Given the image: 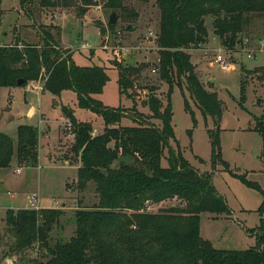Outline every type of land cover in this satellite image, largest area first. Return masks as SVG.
<instances>
[{"label":"trees","instance_id":"16d2710c","mask_svg":"<svg viewBox=\"0 0 264 264\" xmlns=\"http://www.w3.org/2000/svg\"><path fill=\"white\" fill-rule=\"evenodd\" d=\"M20 1L32 19L27 6L34 0ZM38 1L42 7L62 6L58 0ZM77 1L85 7L98 6L96 0ZM100 1L105 9L123 19L138 16L123 0ZM154 4L159 20L154 38L158 61L153 70L168 86L166 103L157 97L154 87L141 85L142 64H118L120 94L133 103L130 116L122 108H107L95 98L109 80L106 70L95 64L76 66L69 50L63 49L47 30L53 28L59 36L57 27L40 25L39 45L17 39L0 46V90L17 86L19 79L24 80L19 87L45 79V92L59 97L71 91L79 109L90 111L103 121L102 133L93 136L90 122H79L72 110L62 109L72 123L71 152L80 163L76 191L83 192L93 182L98 197L94 206L75 211V229L68 241L51 243L48 239L62 215L60 210L6 211L5 227L15 239L12 251L39 247L40 258L30 264H264V234L255 247L239 251L215 249L200 236V214L229 215L230 210L213 186L212 174L201 173L183 158L172 127L171 108L174 87L181 89L177 78L183 79L201 113L210 116L215 124L218 122L222 107L217 95L204 89L186 51L205 44L207 16L213 19V33L223 49H233L240 42L245 20L252 15L264 16V0H154ZM114 26L108 24L109 28ZM240 89L243 94V87ZM142 100L149 116L136 110L135 104ZM184 108L193 115L185 98ZM124 118L134 125L122 126ZM250 131L264 141L263 124ZM210 139L212 169L220 164L229 171L221 157L218 129ZM13 158L19 167L37 166L36 127L19 125L14 139L0 130V170L8 168ZM237 177L260 193L258 212L263 214L264 192L245 176ZM173 199L179 202L178 206L157 213L147 211L150 204Z\"/></svg>","mask_w":264,"mask_h":264},{"label":"rangeland","instance_id":"374dc122","mask_svg":"<svg viewBox=\"0 0 264 264\" xmlns=\"http://www.w3.org/2000/svg\"><path fill=\"white\" fill-rule=\"evenodd\" d=\"M58 1L62 6L55 8L42 7L38 0L32 1L27 6L32 14L30 19L20 0H1L0 46L10 45L17 39L39 45L42 43L37 33L39 26L57 27L59 36L53 28L48 27L47 30L63 49L70 51V58L76 66L86 67L93 63L106 70L109 80L102 93L95 96L105 107L122 108L125 114L133 115L130 111L132 101L119 91L118 64L122 67L142 64L141 85L147 89L154 87L157 97L166 103L168 86L159 80L157 70L153 72L158 61L154 38L159 20L154 0L148 3L123 0V4L137 12L138 16L123 19L114 12L118 20L113 28L108 27L112 11L105 9L100 0H96L98 6L88 7L77 0ZM212 24V17L207 16L205 44L192 46L186 52L191 56V63L195 65V72L204 89L216 93L222 107L221 117L215 124L210 116L203 115L186 90L184 80L177 78L181 89L174 87L171 94L172 127L183 158L201 173L212 174L213 186L225 198L230 210L229 215L200 214V236L215 249L239 251L255 247L258 238L264 234V213L258 212L260 193L247 187L237 177L245 176L247 181L255 183L264 192V141L259 134L250 131L259 124L264 125V52L257 51L254 59H247L238 43L225 55L232 68L222 71L213 64L215 54L219 49L223 50V46L215 37ZM99 33L104 34L103 37L107 35V41ZM245 38H249L251 48L257 50L260 46L258 41H264V16L252 15L245 20L239 41ZM83 44L87 49H80ZM43 81L39 79L23 87L0 90V130L3 133L14 139L18 125L38 126L41 113L44 114L41 115L42 121H47L50 128L45 122L40 128L36 127V167H19L13 158L8 168L0 170V264H30L40 258L37 245L32 250L12 251L15 239L5 227L7 210H60L62 215L48 235L49 241L55 243L66 242L72 237L77 209L90 208L98 202L93 182L83 192L76 191L80 163L71 152L73 133L66 132L61 126V119L66 118L62 109L72 110L79 122H90L93 136L102 133L103 121L90 111L79 109L71 91H65L59 98H52L46 92L41 95L39 92H44ZM25 91L28 93L27 101ZM125 93L131 94L130 91ZM184 98L193 115L185 110ZM143 100L135 104L136 110L149 116ZM29 109H33L32 114H29ZM121 125L134 124L124 118ZM217 129L221 157L228 164L229 171L220 164L212 169L210 135ZM178 205L179 202L173 199L150 204L147 211L157 213Z\"/></svg>","mask_w":264,"mask_h":264},{"label":"built area","instance_id":"2783aa9c","mask_svg":"<svg viewBox=\"0 0 264 264\" xmlns=\"http://www.w3.org/2000/svg\"><path fill=\"white\" fill-rule=\"evenodd\" d=\"M99 35H100V37H103L104 34L102 35L101 33H99ZM149 37H151V34L149 35ZM149 37H147L146 39H148ZM103 39L107 41L108 36L105 35L103 37ZM239 43H240L239 47L244 52V54H246L247 59H254V57H255L254 54H257L258 52H264V41H262V40L258 41V44L260 46H258L257 50H254L253 48H251V40L249 38H245V39L241 40V42H239ZM80 49L81 50L87 49L86 44L81 45ZM104 49H107V47L105 45H104ZM226 54H227L226 50L219 49L217 51V53L215 54L214 60H213V64L218 66L222 71H228L232 68V64L229 62L228 57L225 56ZM153 72H155V71L153 70ZM43 82H45V79ZM28 89L30 90L29 86H28ZM62 127L66 132H72L73 131L72 123L68 118H65L63 120ZM27 200L30 201L29 198ZM30 205L34 206L35 204L31 203Z\"/></svg>","mask_w":264,"mask_h":264},{"label":"crops","instance_id":"0c3cea01","mask_svg":"<svg viewBox=\"0 0 264 264\" xmlns=\"http://www.w3.org/2000/svg\"><path fill=\"white\" fill-rule=\"evenodd\" d=\"M215 37H216V36H215ZM216 38H217V37H216ZM69 53H70V51H69ZM92 64H93V63H92ZM18 87H19V86H18ZM27 88H28V87H27ZM30 92H33V91L30 90ZM37 93H38V92H37ZM39 93H40L41 95H43V94L45 93V91H44L43 93H42V92H39ZM46 93H47V92H46ZM63 93H64V92H63ZM63 93H62V94H63ZM27 94H28V93L25 91L26 101H27ZM48 94H49V93H48ZM62 94H61V95H62ZM50 95H51V94H50ZM61 95H60V96H61ZM60 96H59V97H60ZM51 97H52V98H59V97H54V96H52V95H51ZM52 107H53V103H52ZM32 113H33V109H29V114H32ZM41 115H44V114L41 113L40 116H39V119H38V126H36V127H38V128H40V127H41V124L45 122V121H44V122L42 121V119H41L42 116H41ZM64 119H65V118H64ZM64 119H61L62 122H63ZM45 120H47L46 117H45ZM62 122H61V126H62ZM45 123H47V127H48V129H50V128H49V125H48V122L46 121ZM20 125H27V124H20ZM18 126H19V125H18ZM18 126H17V127H18ZM30 126H31V125H30ZM34 127H35V126H34ZM66 165H69V164L66 163ZM75 165H76V164H75ZM17 171H18V172H17ZM16 172L19 173V169H17ZM27 199H28V198H27Z\"/></svg>","mask_w":264,"mask_h":264},{"label":"water","instance_id":"95a60500","mask_svg":"<svg viewBox=\"0 0 264 264\" xmlns=\"http://www.w3.org/2000/svg\"><path fill=\"white\" fill-rule=\"evenodd\" d=\"M117 20H118V16L114 12H112L109 15L108 24L109 25H115L117 23ZM23 83H24V80L23 79H19L16 82L17 86H20Z\"/></svg>","mask_w":264,"mask_h":264}]
</instances>
